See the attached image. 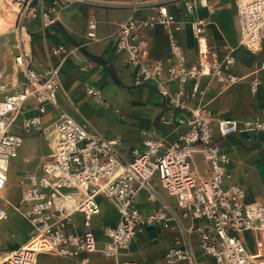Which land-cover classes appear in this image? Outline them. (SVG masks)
<instances>
[{
    "label": "built area",
    "instance_id": "2783aa9c",
    "mask_svg": "<svg viewBox=\"0 0 264 264\" xmlns=\"http://www.w3.org/2000/svg\"><path fill=\"white\" fill-rule=\"evenodd\" d=\"M173 1L129 0L128 14L112 35L115 51L126 55L134 85L155 83L162 96H171L176 108L187 110L178 120L185 125V131L170 143L164 138L146 136L144 147H134L130 159H126L120 141L106 139L62 109L58 104L60 65L69 53L64 45L53 49L62 61L42 70L33 67L32 52L23 45L13 58V66L23 75L18 89H11L4 80L5 74L0 72V190L6 188L10 163L18 156L26 136L38 134L48 147L41 155L40 171H25L18 178L22 196L14 207L32 226L31 239L12 250L0 264H36L41 252L67 258L74 264H90V255L95 252L119 258L145 226L177 232L173 245L164 254L165 264H198L189 235L192 231L198 234L200 253L212 257L215 264H264V193L262 201H247L244 187L231 178V158L220 145L225 136L237 134L251 137L264 147V114L213 121L207 106L188 107L189 86L191 95L201 96L205 78L230 86L241 77L232 71L237 62L234 49L220 53L214 48L206 23L200 18L190 20L197 57L188 59L177 38L186 20L178 19L170 10ZM183 1L186 13L195 14L196 0ZM69 2L54 0L49 10L40 12L36 0H26V14L21 12L20 19L40 17L49 26L55 21L51 16L54 7ZM200 3L209 7L208 0ZM235 4L240 20L239 44L254 53L261 52L264 0H235ZM157 26L167 30L170 54L152 59L145 32ZM95 28L96 21L91 19L88 36L95 38ZM81 61L86 70L89 59L83 55ZM171 82L177 84L174 92L168 86ZM260 83L256 70L251 79L254 94ZM86 91L97 100L106 99L98 86L89 85ZM30 99L36 102V113L23 118L18 132L15 124ZM48 104L60 110L51 121L45 120ZM196 154L208 163L206 175L195 172ZM154 177L176 199L182 216L191 219L190 226L166 203L149 213L137 206L136 199L142 191L151 199L156 197L151 184ZM100 195L119 211L116 224L102 227V242L93 230V218L102 210ZM7 202L5 198L0 200V222L9 217ZM77 217H81L80 224ZM195 222H199L196 227ZM246 233L251 234L254 251L248 247ZM117 264L138 263L127 260Z\"/></svg>",
    "mask_w": 264,
    "mask_h": 264
},
{
    "label": "crops",
    "instance_id": "0c3cea01",
    "mask_svg": "<svg viewBox=\"0 0 264 264\" xmlns=\"http://www.w3.org/2000/svg\"><path fill=\"white\" fill-rule=\"evenodd\" d=\"M53 2L54 0H36L40 12L49 10ZM127 2L129 0H83L81 2L71 0L69 3L54 7L51 16L55 21L49 26H45L40 17L20 19L16 28L13 29L16 34L13 42L16 53L23 45L31 50L33 67L38 70L57 66L62 61V56L54 54L53 49L64 45L69 53L60 65L59 106L106 139L120 141L124 157L130 159L131 149L143 148L146 136L164 138L168 143L180 136L186 127L184 124H179L178 120L185 116L187 110L176 108L171 96H162L155 83L135 86L133 72L127 65L126 55L115 51V40L112 35L128 14ZM208 2L209 7H204L200 0H196V11L193 15L186 13L183 0H174L170 3V10L175 16L186 20L185 27L177 32V38L188 59L195 60L197 48L190 20L203 19L210 43L214 48L220 53L234 49L237 62L232 71L241 79L226 86L205 78L202 81L204 93L201 96L191 95L189 86L186 94L188 107L207 106L212 113L213 121L217 118L261 116L264 114V67L262 66L264 42L263 50L257 53L239 44L240 20L235 0H208ZM91 19L96 21L95 38L87 34ZM145 37L152 59L169 56L170 42L164 27L157 26L146 30ZM83 55L90 61L86 70L81 67ZM13 68L12 73H6V70L1 68L0 72L5 74L4 80L14 90L21 86L23 75L14 66ZM256 70L261 83L257 93L254 94L251 90V79ZM16 77L20 79V82H14ZM89 85L100 87L105 95V101L91 97L86 91ZM168 86L170 91L174 92L177 84L171 82ZM47 109L46 121L54 120L59 116L60 110L57 106L48 104ZM35 111L36 102L30 99L24 113L29 112L33 115ZM162 118L171 121L166 123ZM21 122L22 120L15 124V130L18 132L21 131ZM220 145L231 158L229 165L231 178L244 187L247 201H262L263 195L258 198L249 192L252 182L246 174L249 172L247 163L254 161V158L261 159L264 166V147L251 137L237 134L225 136L220 140ZM46 151L48 147L43 138L26 136L18 156L10 163V168L14 163H19L21 169L15 182L19 187L17 191L11 194L13 184L9 180L6 188L0 190V200L2 198L8 200L9 212L8 219L0 222V248L5 249L4 252L21 248L31 239L32 226L14 207L22 196V187L18 184V178L25 171L39 172L41 155ZM195 160V172L198 175H206L208 163L203 156L196 154ZM151 184L156 191V197L151 199L147 192L142 191L136 199V204L142 212L149 213L160 204L166 203L185 222L176 199L167 191L165 192L159 179L154 177ZM98 200L102 210L93 218V230L102 242V227L116 224L119 211L105 196H98ZM12 219L17 224H13ZM77 222L81 223V217H77ZM8 230L12 232L5 233ZM78 230L82 231L83 228L79 226ZM176 235L175 230L161 226H145L130 244L128 253L123 252L119 258H115L95 252L90 255V264H117L118 261L127 260H134L138 264H165L164 254L173 245ZM249 240L251 241V234ZM195 254L198 264L199 262L210 264V260L202 257L196 250ZM36 264L74 263L67 258L41 252Z\"/></svg>",
    "mask_w": 264,
    "mask_h": 264
},
{
    "label": "rangeland",
    "instance_id": "374dc122",
    "mask_svg": "<svg viewBox=\"0 0 264 264\" xmlns=\"http://www.w3.org/2000/svg\"><path fill=\"white\" fill-rule=\"evenodd\" d=\"M12 2H16L17 5L14 7ZM25 8H26V0H10V2L6 3L5 7L2 8L0 6V68L5 69L6 73H12L14 71V68L12 66V61L14 58V54L16 53L15 52L16 49L14 47L13 40L15 39L16 34L13 32V29H15L16 25L20 22L21 12H23V10ZM19 80L20 79H17V77H16L14 79V82H20ZM27 115H30V113L26 112V113L20 114L16 124H18V122L20 120H23V118ZM28 136L36 137V138L41 137L35 133L30 134ZM257 158H254L253 159L254 161H249L247 163V167H248L247 170L249 172L246 174V176L252 182V188L249 190V192L251 193L252 196H257L258 198H260V197H262L261 195H263L262 193L264 190V166L261 162V159H257ZM249 163H252V164H249ZM20 169H21V164L14 163L13 165H11V168L9 171V174H10L9 175V182L13 184L12 185L13 187L11 189L12 195L19 188L15 182H16V177H18L17 174L20 171ZM161 186H162V184H161ZM163 189H164V187H163ZM165 192H166V190H165ZM12 202H14V201H12ZM185 220H186L185 221L186 226H190V224L192 223L191 219H185ZM11 221L13 222V224H17V222L14 219H12ZM200 222H204V221L201 220ZM198 223L199 222H195L194 227H196ZM11 232H12V230H8L5 233L9 234ZM189 235H190V239H191V242H192L194 249L202 257L210 260V264H215L214 259L212 257L202 255L200 253L199 247H198V234H197V232L192 231L189 233ZM246 235L249 237V238H246L248 241V247L252 251H254L255 248L253 245L252 237H251V241H250L249 240L250 234L246 233ZM3 250H5V249L0 248V262L3 259H5L4 256H5L6 252H4ZM128 251H129V249L124 250L125 253H128ZM199 263L204 264L202 262H199Z\"/></svg>",
    "mask_w": 264,
    "mask_h": 264
},
{
    "label": "bare ground",
    "instance_id": "6f19581e",
    "mask_svg": "<svg viewBox=\"0 0 264 264\" xmlns=\"http://www.w3.org/2000/svg\"><path fill=\"white\" fill-rule=\"evenodd\" d=\"M7 2H10V0H0V6H1L2 8L5 7ZM12 3H13V5H14V7L17 5L16 2H12ZM14 7H13V8H14ZM17 10H18V9H17ZM9 15H10V14H9ZM4 22H5V21H4ZM5 254H6L5 258H7L8 256H10L11 251L6 252Z\"/></svg>",
    "mask_w": 264,
    "mask_h": 264
}]
</instances>
